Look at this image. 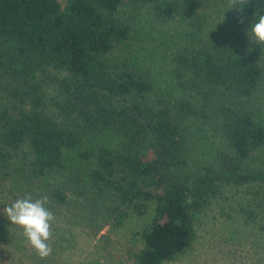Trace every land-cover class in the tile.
<instances>
[{"label":"trees","instance_id":"16d2710c","mask_svg":"<svg viewBox=\"0 0 264 264\" xmlns=\"http://www.w3.org/2000/svg\"><path fill=\"white\" fill-rule=\"evenodd\" d=\"M136 5L149 6L161 21L191 19L198 6L197 0H0V96L7 95L0 100V169L25 147L29 175L38 180L64 167L66 151H79L91 164V189L116 201L111 228L123 226L127 211L141 216L153 209L141 248L131 256L133 264H163L187 250L194 216L221 189L252 185L264 196V168L246 162L264 147V125L245 105L262 83L264 66L213 44L176 55L179 80L186 72L209 89L202 98L222 93L227 102L216 109L225 149L192 170L183 124L195 115L192 106L152 96V82L138 67L110 58L130 34L119 10ZM235 9L250 29L264 13V0ZM257 48L264 55V45ZM50 72L58 75L52 105L62 123L45 111L40 77ZM106 132L120 137L119 149L81 151L87 136ZM52 198L65 204L58 190Z\"/></svg>","mask_w":264,"mask_h":264},{"label":"rangeland","instance_id":"374dc122","mask_svg":"<svg viewBox=\"0 0 264 264\" xmlns=\"http://www.w3.org/2000/svg\"><path fill=\"white\" fill-rule=\"evenodd\" d=\"M63 2L64 0H59ZM197 13L191 19H156L149 6H123L119 17L128 25V40L117 46L110 57L113 62H127L139 68L152 82V96L189 103L195 115L183 123L186 148L192 170L211 163L225 149L219 131L218 104H227L218 94L205 100L201 92L209 89L185 72L179 80L175 71L176 55H187L203 44L227 46L264 66L257 43L251 41L249 21L226 0H197ZM58 75L42 76L45 111L62 123L52 98ZM185 82L184 84L182 83ZM7 95H1L5 103ZM264 125V76L261 85L245 102ZM120 137L113 132L89 135L81 151L107 147L119 149ZM79 151L64 153V167L35 180L28 172L25 147L12 152L0 169V264H133L132 254L141 248V233L153 219V209L135 216L127 211L124 224L111 228L109 210L116 201L110 194L95 193L87 178L89 162ZM250 168H264V147L246 161ZM58 190L65 204L52 196ZM47 196L48 207L55 215L52 253L45 259L37 256L26 242L21 229L11 225L3 208L15 200ZM210 206L196 214L192 224V241L187 250L163 264H264V196L257 186L225 187L211 199ZM252 213L253 219L248 213Z\"/></svg>","mask_w":264,"mask_h":264},{"label":"clouds","instance_id":"9594fccd","mask_svg":"<svg viewBox=\"0 0 264 264\" xmlns=\"http://www.w3.org/2000/svg\"><path fill=\"white\" fill-rule=\"evenodd\" d=\"M230 7L243 8L249 0H228ZM251 41L264 45V13L258 14L250 25ZM48 197L42 196L33 200L31 196L15 200L3 208V215L11 225L21 229L28 245L38 257L45 259L52 253L48 241L52 238V222L56 219L54 213L46 207Z\"/></svg>","mask_w":264,"mask_h":264}]
</instances>
